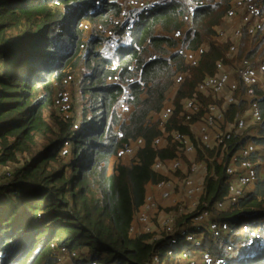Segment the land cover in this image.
<instances>
[{
  "label": "trees",
  "instance_id": "trees-1",
  "mask_svg": "<svg viewBox=\"0 0 264 264\" xmlns=\"http://www.w3.org/2000/svg\"><path fill=\"white\" fill-rule=\"evenodd\" d=\"M110 1L0 0V264H264V91L253 87L255 120L237 75L249 66L263 77V31L241 2H261L264 18V0ZM100 27L128 35L116 61L99 50ZM79 75L78 101L62 116L58 92ZM212 76L227 80L200 90ZM249 169L255 179L239 185ZM179 176L199 186L193 210L182 207ZM148 184L169 199L148 210L149 231L132 234Z\"/></svg>",
  "mask_w": 264,
  "mask_h": 264
},
{
  "label": "rangeland",
  "instance_id": "rangeland-1",
  "mask_svg": "<svg viewBox=\"0 0 264 264\" xmlns=\"http://www.w3.org/2000/svg\"><path fill=\"white\" fill-rule=\"evenodd\" d=\"M114 1L115 0H111L110 2H114ZM142 4H143L142 2H140L138 4L134 3V5H139V6L142 5ZM121 5L122 6H126V7H131L133 5V3H131L129 5L126 2V0H122V4ZM257 5H258V12L254 13L253 17L249 21L252 22L255 25H260V27L262 28L263 37H264V18H263V15L261 14V9L259 8V7H262L263 4L260 2ZM226 18L230 22L229 25H228V28L229 29L231 28L230 31H232L235 28L234 26L238 23L239 17L235 14L233 16H227ZM243 18H244L245 21L247 20L246 16H244ZM83 25H85V27H86L84 29L85 39H88L89 36L91 37V35H92V30L94 29V25L88 24L87 21H84ZM99 29H100V31H104V29L103 28L101 29V27ZM101 37L104 38V41H103V44L101 45V47L99 48V50L100 51L102 50L103 54L106 55L108 58H114V61H116L118 59V52H115V49L117 47H120V46H123V45H127L128 43H130L129 40H128V35L126 33L122 37L114 38L112 31L111 30H107V31H104L103 34L101 33ZM65 48H66V46H63V49H65ZM180 49H182V47ZM79 70H82V72H83L82 68L79 69ZM79 70H77V71H79ZM219 70H220V72L218 74H222L227 69H226L225 66H223L221 64L219 66ZM259 70H260V68H259ZM70 71H71V69L68 68L66 70V73H69ZM185 75H186V73H181L177 77V81H180V79L185 77ZM237 75H238V73H237ZM237 75H236V77H237ZM82 76H84V72L82 73ZM80 77H81V75L73 76L71 78H68L66 80L65 84L63 85V87L59 90L58 96H57V103H56V111H57L58 114H60L62 116H66V115H70L71 114V107H72L73 103H75V101H78L77 93H78V86H79L78 81H79ZM231 81L232 80L229 79L228 80V84L231 83ZM201 85L199 87L200 90L206 89V87H201ZM174 91H175V87H172V88H170L169 93L172 94ZM228 92L230 93V89L228 90ZM225 99H226V101H228L229 97L225 96ZM169 112L170 111L168 110V108L166 110H164V114L165 115H166V113H169ZM254 114H255V111H253V115ZM246 116H247V111L242 112L240 114L239 120H243ZM215 117H217V118L221 117V107L220 106H217ZM239 120H238V124L240 125ZM211 137H213V136L205 135L204 138L207 139V141L210 143L209 139ZM246 147L248 149H253L252 148V144H250V143L247 144ZM130 153H131V150H127L123 154L124 155H130ZM241 156H242V151L237 152L236 155L233 158L232 165H234V161L236 160V158L237 157H241ZM201 170L202 169H197L196 173L200 174ZM262 172L264 174V169H263ZM254 177H255V173L252 171V169H249L245 173V176L238 177V184L239 185H245V184H242L241 181H243L245 178H249V179L253 180ZM179 178L181 179V181H184L185 185H187V182L189 181V184L186 186V190L184 191V194H183V196L185 198L182 199V201H181L182 207L185 208V209H188V211L193 210L195 208H192V207L197 205V201L196 200H195V202H193V200L188 201L187 198H191L192 195L198 190L199 186H198V184H196V185L195 184H190L191 183V179L190 178L184 179L185 177H182V176H179ZM157 186L161 187V184H158ZM152 191H153L152 184H148L146 186V188H145V192L151 193ZM180 194H181V191H176L174 196L172 197V199L180 198L179 197ZM2 195H4V194H2ZM155 196L157 197V195H155ZM163 199L166 202V201H168L169 198H163L162 196H160V197H158L159 201H157L156 204L159 203V202L163 203L164 202ZM156 204L154 205V207L156 206ZM227 204H228V202H226L224 204V207H226ZM152 206H153L152 201L148 197L147 198V202L145 203V205L142 208V211L139 213V215L137 217V221L139 223H142V224H138L136 228H135V226H133V228L131 227V230H133L135 228V230H133L131 232L132 234H135V231H137L140 228H143L145 231H149V229H151V227L154 225L155 219L152 218V216H155L154 212L151 213V214L150 213L147 214L148 210ZM170 207L171 206H168L167 208H161L162 215L165 214ZM157 209H160V208H157ZM169 216L171 217L172 215H169ZM169 216L166 219H163V222H165V224L170 219ZM205 217H206V214H202L199 217V219L204 220L205 223L211 224V229L212 230L216 229L215 225H217V227L219 226V224L212 223V222L209 221V218H205ZM199 222L200 221H197V223H199ZM195 237H197V235ZM64 259H66V258H64ZM64 259H62V261ZM180 259L183 260V259H186V258H185L184 255H182ZM198 259H199L198 260L199 263L203 264L204 262H208L209 260H211V256L205 255L204 259H200V258H198ZM169 261L176 262V261H178V258H174V257L170 256V257L164 259L162 264H165V262H166V264H168ZM191 261H193V260H191Z\"/></svg>",
  "mask_w": 264,
  "mask_h": 264
},
{
  "label": "built area",
  "instance_id": "built-area-1",
  "mask_svg": "<svg viewBox=\"0 0 264 264\" xmlns=\"http://www.w3.org/2000/svg\"><path fill=\"white\" fill-rule=\"evenodd\" d=\"M241 4L243 6L249 7L253 13L258 12V5L257 3H247V1H242ZM261 9V7H259ZM203 52L202 49H199L198 51H192L189 55H187L188 59H192L191 61H194V57L198 56V54H201ZM260 68V70H259ZM257 72H259L263 77L257 75L255 70H252L249 66L244 67L238 71L239 77L245 82L244 87L245 91L248 97H250V106L252 109V116L255 120L259 119V109L256 105V101L258 99V94L255 92L253 87H257L259 90L264 91V64H261L257 68ZM219 76H212L207 77L203 82L201 87H210V88H216L217 90L222 87L227 77L223 76L222 78L218 79ZM249 92V93H248ZM229 99H232V97H229ZM253 111H255V114L253 115ZM214 119H207L206 127H209L213 124ZM240 125H242L243 120H239ZM247 148V147H245ZM189 151L193 150V147L190 146L188 148ZM245 154V152H244ZM255 173V172H254ZM245 176V175H240ZM255 179V177H254ZM253 179V180H254ZM251 179L245 178L242 182V184H246V182L250 181ZM189 184V181L187 182Z\"/></svg>",
  "mask_w": 264,
  "mask_h": 264
},
{
  "label": "crops",
  "instance_id": "crops-1",
  "mask_svg": "<svg viewBox=\"0 0 264 264\" xmlns=\"http://www.w3.org/2000/svg\"><path fill=\"white\" fill-rule=\"evenodd\" d=\"M207 145H208V144H207ZM189 147H190V146H189ZM189 147H188V148H189ZM188 151H189V150H188ZM189 152H190V151H189ZM203 166H205L204 163H196V164L193 165L191 168H192L193 170H196V171H197V169H200V168L203 167ZM179 167L181 168V170H182L183 172H186V170H187L186 166H183L180 162H179ZM162 171H163L165 174H167L168 176L172 177L168 165L163 166ZM197 175H198V174L196 173V176H197ZM201 179H202V178H201ZM174 181H175V182H180L181 180H177V179H176V180H174ZM182 182H184V181H182ZM198 183H200V181H199ZM152 186H153V185H152ZM145 193H146L147 197H149L150 200L152 201V204H156V202L159 201V200H158V197H160V194H159V193H161V192L156 191V190L154 189V187H153V191H152L151 193H147V192H145ZM155 195H157V197H156ZM161 195H162V193H161Z\"/></svg>",
  "mask_w": 264,
  "mask_h": 264
}]
</instances>
